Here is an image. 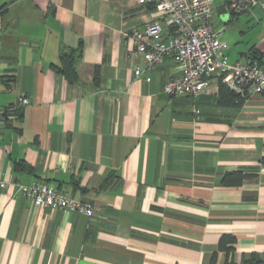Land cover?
<instances>
[{
	"label": "crops",
	"instance_id": "obj_1",
	"mask_svg": "<svg viewBox=\"0 0 264 264\" xmlns=\"http://www.w3.org/2000/svg\"><path fill=\"white\" fill-rule=\"evenodd\" d=\"M216 2V13L227 8ZM158 19L134 0H0V264L264 256V96L221 105L217 77L197 101L167 95L180 67L167 55L148 69L129 39ZM214 25L230 62L264 66V9ZM66 48H81L77 83L52 68ZM137 67L149 82L136 79ZM232 172L247 175L244 183L222 186ZM35 182L94 215L35 206L19 190ZM223 235L237 240L229 258L218 250Z\"/></svg>",
	"mask_w": 264,
	"mask_h": 264
},
{
	"label": "built area",
	"instance_id": "obj_2",
	"mask_svg": "<svg viewBox=\"0 0 264 264\" xmlns=\"http://www.w3.org/2000/svg\"><path fill=\"white\" fill-rule=\"evenodd\" d=\"M141 5H154L160 19L149 24L144 33L135 32L129 39L136 45V55L143 56L148 69L161 64L171 55L180 67V76L164 87L169 96L184 95L197 101L210 80L217 77L232 91L248 99L264 96V66L255 60L230 62L226 44L222 41L223 29L214 25L215 0H134ZM256 7L264 9V0H228L227 10L232 16L251 12ZM165 29H168L166 37ZM143 69L135 68L136 79L149 82ZM26 106L28 99L20 98ZM196 118L200 110L195 108ZM6 183L0 182V189ZM21 194L32 199L35 206L70 210L89 217L94 215L91 206L78 202L64 191L50 188L46 183L19 185Z\"/></svg>",
	"mask_w": 264,
	"mask_h": 264
},
{
	"label": "trees",
	"instance_id": "obj_3",
	"mask_svg": "<svg viewBox=\"0 0 264 264\" xmlns=\"http://www.w3.org/2000/svg\"><path fill=\"white\" fill-rule=\"evenodd\" d=\"M153 8L155 7L154 5ZM156 8V7H155ZM81 58V48L75 49H63L60 56V64L52 65L53 70L59 74L63 75L69 83H77L79 81L76 65L78 60ZM251 60H255L254 58ZM95 82L99 83V66H97L95 71ZM13 82V78L10 79ZM246 101L245 97L235 93L230 90L226 85L220 84L219 89V103L221 105H232L241 106ZM11 114L18 117V120L22 118V109L11 108ZM26 167L25 163H17L16 168ZM247 175L242 172H232L226 173L222 180L221 185L226 187L240 186L246 180ZM237 240L232 235H223L219 240L218 250L224 252L226 257L229 258L236 250ZM218 253H214L211 258L210 264H216ZM233 264V263H230ZM243 264H264V256L251 255L243 260Z\"/></svg>",
	"mask_w": 264,
	"mask_h": 264
},
{
	"label": "water",
	"instance_id": "obj_4",
	"mask_svg": "<svg viewBox=\"0 0 264 264\" xmlns=\"http://www.w3.org/2000/svg\"><path fill=\"white\" fill-rule=\"evenodd\" d=\"M217 14L220 16V17H225L226 19L229 18L230 16V12L227 10V8H221L217 11Z\"/></svg>",
	"mask_w": 264,
	"mask_h": 264
},
{
	"label": "rangeland",
	"instance_id": "obj_5",
	"mask_svg": "<svg viewBox=\"0 0 264 264\" xmlns=\"http://www.w3.org/2000/svg\"><path fill=\"white\" fill-rule=\"evenodd\" d=\"M216 4L222 5V4H223V0H217ZM214 18H215L217 21H219L220 16H218L217 13L215 12V16H214Z\"/></svg>",
	"mask_w": 264,
	"mask_h": 264
}]
</instances>
